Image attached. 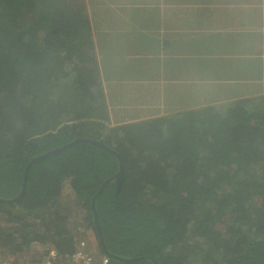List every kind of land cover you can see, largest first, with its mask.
<instances>
[{"label":"trees","instance_id":"trees-1","mask_svg":"<svg viewBox=\"0 0 264 264\" xmlns=\"http://www.w3.org/2000/svg\"><path fill=\"white\" fill-rule=\"evenodd\" d=\"M70 1L0 0V255L65 259L88 231L104 254L95 198L112 264H264V95L140 114L136 59ZM85 139L109 150L34 163L18 198L34 159Z\"/></svg>","mask_w":264,"mask_h":264},{"label":"crops","instance_id":"crops-1","mask_svg":"<svg viewBox=\"0 0 264 264\" xmlns=\"http://www.w3.org/2000/svg\"><path fill=\"white\" fill-rule=\"evenodd\" d=\"M87 2L94 30L109 31L115 52L136 59L143 80L134 88L151 97L142 107L149 117L264 95V0Z\"/></svg>","mask_w":264,"mask_h":264},{"label":"rangeland","instance_id":"rangeland-1","mask_svg":"<svg viewBox=\"0 0 264 264\" xmlns=\"http://www.w3.org/2000/svg\"><path fill=\"white\" fill-rule=\"evenodd\" d=\"M71 1H74L75 2L76 0H71ZM87 3H88L87 0H77V5H79V6L81 5L83 7L84 6H87V9L89 10ZM114 53L115 54H118L117 52H114ZM97 55H98V52H97ZM99 60H100V67L102 69L104 67H106V64L103 63V60L100 59V57H99ZM102 82H103V84L106 82V80L104 79V77H102ZM184 98H186V97L184 96ZM193 100H194V98L190 96V102L187 103V104H184V105L185 106H192L195 103ZM234 101L235 100H232V102H234ZM223 104H226V103H221V104H216V105H221L222 106ZM180 111H185V110H180ZM148 113H149V109L142 111L140 114H148ZM64 190H65L64 196L67 197V198H72L70 189L68 187H66ZM69 201H70V199H69ZM82 231L84 232L86 230L82 229ZM86 233H85L86 236H85L84 239H86L88 241V251L90 253H92L93 256H95L97 258L103 256L104 254L100 251V249L98 247V242L96 240V237L94 235V232L88 231ZM31 249L33 251H35L36 253H33V255L30 254V255H22V256L21 255L13 256V255H10V254H7V253L5 255H0V264H32V260L33 259H35L36 260V263H37L38 260L41 259L40 257H41L42 251H43V247H41L39 245H32V248Z\"/></svg>","mask_w":264,"mask_h":264},{"label":"built area","instance_id":"built-area-1","mask_svg":"<svg viewBox=\"0 0 264 264\" xmlns=\"http://www.w3.org/2000/svg\"><path fill=\"white\" fill-rule=\"evenodd\" d=\"M44 250L42 251V253ZM39 264H112L111 259L105 255L97 258L88 251V241L81 240L72 255L61 259L57 252L49 249Z\"/></svg>","mask_w":264,"mask_h":264},{"label":"water","instance_id":"water-1","mask_svg":"<svg viewBox=\"0 0 264 264\" xmlns=\"http://www.w3.org/2000/svg\"><path fill=\"white\" fill-rule=\"evenodd\" d=\"M78 143H91V144H94V145H97V146H100L104 149H107L109 150L104 144H102L101 142H97L95 140H88V139H85V140H77L75 142H73L72 144H69L61 149H58V150H55V151H52L50 153H47L43 156H40L36 159H34L31 164L29 165V167L27 168V172H26V176H25V180H24V185H23V188H22V191H21V194L18 198H20L26 191V188H27V176H28V170L29 168L34 164V163H37V162H40L42 161L43 159L47 158V157H50L52 155H55L59 152H62L66 149H68L69 147L75 145V144H78ZM119 158V157H118ZM120 159V158H119ZM116 178H117V183H118V191L121 189V185H122V181H123V170L121 169V171L116 175ZM108 181L105 182L103 184V186L101 187L100 191H99V194L102 192L103 188L107 185ZM98 194V195H99ZM17 198V199H18ZM92 209L94 211V218H95V222H96V225H97V231H98V234H99V239H100V242H101V245L103 246V250H104V255L109 257L110 259H113L114 256H112L110 253H108L106 251V248L104 246V242H103V238L101 236V232H100V227H99V221H98V217H97V214H96V210H95V198L93 199V203H92ZM138 260L140 259H131V260H128L129 262H137Z\"/></svg>","mask_w":264,"mask_h":264}]
</instances>
